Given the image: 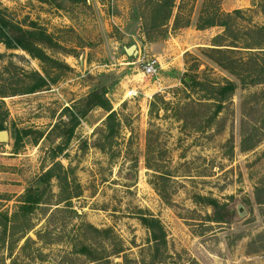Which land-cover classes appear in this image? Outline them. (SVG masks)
I'll return each instance as SVG.
<instances>
[{
    "label": "rangeland",
    "instance_id": "obj_1",
    "mask_svg": "<svg viewBox=\"0 0 264 264\" xmlns=\"http://www.w3.org/2000/svg\"><path fill=\"white\" fill-rule=\"evenodd\" d=\"M206 2L191 0L192 24L174 30V18L154 27L161 20L147 0H0L11 20L36 23L57 44L43 46L55 63L0 43L1 91L23 89L32 71L50 81L0 97L10 134L0 142V264H151L140 220L151 214L165 228L170 264H264V243L251 244L264 232V134L254 130L264 124V99L252 96L264 84L240 86L212 118L213 100L183 83L235 80L206 51L224 28L195 26ZM259 2L219 1L221 13L241 11L232 34L242 43L245 30L264 25ZM152 56L161 69L145 75ZM96 91L117 113L113 138L108 111L89 103ZM245 137L253 149H242ZM56 163L64 170L46 178ZM28 192L42 194L32 212L21 208ZM196 195L226 204L229 221H209L214 209Z\"/></svg>",
    "mask_w": 264,
    "mask_h": 264
},
{
    "label": "trees",
    "instance_id": "obj_2",
    "mask_svg": "<svg viewBox=\"0 0 264 264\" xmlns=\"http://www.w3.org/2000/svg\"><path fill=\"white\" fill-rule=\"evenodd\" d=\"M191 1V0H190ZM189 1V2H190ZM220 0H207L206 4L201 10V14L195 24L196 28L202 30L214 26H221L224 28L222 35H218L211 48H208L207 55L218 66L228 71L235 77V80L225 79L223 83L200 81L194 76H190L188 79L184 78L183 83L189 88H200L205 91V97L208 100H213V106L215 110L212 114V118H215L223 110L227 101L231 98L236 90L241 87L256 86L264 84V25L255 27L249 30H245V42H241L240 38L232 34V20L233 14H240V10H235L233 13H221L219 8ZM148 5L151 7L152 20L157 21L160 19L161 23L154 22V27L158 25H164L173 20V29L188 27L192 24L190 12L187 16L184 14L186 8H188V0H147ZM259 5L264 14V0H260ZM0 43H2L9 50L22 49L29 53L32 57L41 61L56 62V60L48 56L43 49V46L52 47L57 45L52 36L47 31L33 23L30 28L24 27L19 23L11 20L6 14L5 9L0 8ZM242 49H246L243 53ZM28 82L26 86L19 90L14 91L12 94H7L6 91L0 90V97L18 95V94H33L44 90L49 86V79L42 75L39 71H32L26 73ZM261 95L264 99V89L260 93H254L252 96ZM159 98L155 96V99ZM91 106H100L108 111L106 118V124L108 129L109 138H113L118 128V119L116 111L112 110L105 93L98 91L94 92L89 98ZM195 104L192 102L190 105ZM187 105V104H186ZM189 105V104H188ZM155 108L156 102H151L150 105ZM154 111V109L152 110ZM117 127V128H116ZM5 127L0 124V130ZM257 131H263L264 124L260 127L254 128ZM247 137L242 140V149L248 151L253 149L256 142L247 145ZM20 141L16 142V150L18 149ZM98 147L104 148V146L98 144ZM149 162V159H148ZM148 167L157 172L160 170L154 169L149 163ZM57 169L64 170L60 163L54 164L46 173V178H51L56 175ZM162 178L164 174L159 175ZM61 179V176H59ZM157 189V188H156ZM38 191V189H37ZM159 191V190H158ZM42 194L36 195L35 192H28L24 195V204L21 206L22 210L26 209L28 212H32L35 205L39 204ZM162 195V193H161ZM81 196L79 192L75 196H67L64 200L72 199L73 197ZM195 201L204 203L205 205L212 206L214 214L208 216L209 221L218 223H227L229 220L226 218L228 209L226 204H221L219 200L212 197L196 195ZM167 203L170 200H166ZM264 199L258 197V203L262 204ZM8 220V215L3 214ZM230 216V215H229ZM140 220L145 225L151 235V241L153 243V260L151 264H170L167 260L169 254L167 253V238L165 228L158 217L151 214L150 216H140ZM264 243V232L260 233L251 244ZM264 247V245H262ZM261 246V247H262ZM83 251H87V248H83ZM194 262V261H193ZM195 264H197L195 262Z\"/></svg>",
    "mask_w": 264,
    "mask_h": 264
},
{
    "label": "built area",
    "instance_id": "obj_3",
    "mask_svg": "<svg viewBox=\"0 0 264 264\" xmlns=\"http://www.w3.org/2000/svg\"><path fill=\"white\" fill-rule=\"evenodd\" d=\"M161 69V64H160V59L156 56H152L146 60H144V64H143V72L145 75H155L159 72V70ZM135 95H137V92L132 89L129 91L128 96L129 97H134Z\"/></svg>",
    "mask_w": 264,
    "mask_h": 264
},
{
    "label": "water",
    "instance_id": "obj_4",
    "mask_svg": "<svg viewBox=\"0 0 264 264\" xmlns=\"http://www.w3.org/2000/svg\"><path fill=\"white\" fill-rule=\"evenodd\" d=\"M135 47H131L128 51L132 52ZM10 139L9 131L6 129L0 130V142H7Z\"/></svg>",
    "mask_w": 264,
    "mask_h": 264
},
{
    "label": "crops",
    "instance_id": "obj_5",
    "mask_svg": "<svg viewBox=\"0 0 264 264\" xmlns=\"http://www.w3.org/2000/svg\"><path fill=\"white\" fill-rule=\"evenodd\" d=\"M161 62V61H160Z\"/></svg>",
    "mask_w": 264,
    "mask_h": 264
}]
</instances>
